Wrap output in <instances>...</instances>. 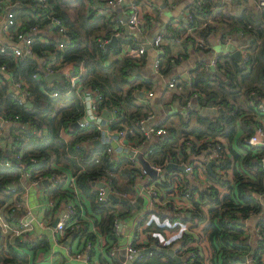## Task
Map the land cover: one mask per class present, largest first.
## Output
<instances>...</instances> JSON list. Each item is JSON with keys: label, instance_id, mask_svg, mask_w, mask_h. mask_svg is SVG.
I'll return each instance as SVG.
<instances>
[{"label": "trees", "instance_id": "obj_1", "mask_svg": "<svg viewBox=\"0 0 264 264\" xmlns=\"http://www.w3.org/2000/svg\"><path fill=\"white\" fill-rule=\"evenodd\" d=\"M105 1L110 0H0V8L12 3L5 11L6 26L14 36L18 32H29L34 25L38 26L30 45L34 57L17 59L9 49L0 50V63L5 64L10 73V77L0 75V116H18L15 120L17 125L14 123L9 127V133L14 137L9 153L1 148L0 140V158L11 161L10 166L0 165V208L19 190L17 186L10 188L9 184L19 181L21 170L28 171L29 181L42 180L55 172L59 177L58 183L39 188L49 203L48 211L59 210L63 199L76 203V216L80 207L82 208L80 226L76 232L71 233L79 239L84 238V245L86 242L91 244L89 255L95 252L94 245L99 241L97 237L101 238L100 244L109 254L110 247L119 238V232L114 229L115 219L127 221L138 212L137 208L128 204L115 203L110 198H99V192L92 181L106 175L111 180L112 189L126 192L128 197L134 196V185L138 176L143 175V167L132 164L128 157L110 161L102 153V145L95 142L98 135L96 126L91 122L82 126L76 124L83 111L76 93L50 95L49 90H53L55 85L49 87L44 76L46 63L59 70L72 64L71 73L78 72V67L82 64L80 82L102 94L97 104L98 110H117L109 121V128L122 129L128 139L140 141L143 138L135 121L153 110L148 102L138 101L135 89L152 87V77L135 70L138 63L144 60L143 56H118L121 43L126 40L135 47L131 38L120 40L116 47H101L100 39L110 36L114 24L102 13L103 9H109V2ZM187 7L195 14L197 27L193 30L194 35L207 43L214 35L220 39H236L247 48L248 58L243 60L232 55H220L216 63L217 73L196 66L189 85L186 80H178L167 93L170 100L179 99L181 103H185L189 95L197 92L194 103L199 106L211 104L217 107V111L211 115L202 114L195 107L190 109L185 118L168 122V132L148 142L150 151L146 148L145 159L146 162L159 163L164 159H186L192 151L199 153L201 149H205L209 138L224 137L230 150L225 144L221 149L223 157L219 166L225 170L226 181L220 185L229 191L220 197L218 188L213 187L210 194L197 189L201 198L210 196L212 204L208 209L209 217L202 228L211 252L210 260L212 264H242L243 255L248 254L253 258L254 264H259L264 254V234L248 239L238 220L245 219L248 211L254 210L252 216L256 223L264 226V206L251 193L253 190L264 191V174L258 163L259 148L244 141L253 125L261 124L264 127V110L249 103L253 101L257 105L264 99V6L259 7L251 2L240 12L234 13L221 0H200L199 3L195 0ZM207 14H212L211 20L202 24ZM51 15L58 17L67 27L69 38L62 48H57L60 37H56V30L50 26ZM145 15V27L151 28L153 23L148 20L151 13L146 12ZM156 19H160L159 15H156ZM176 30H184V25ZM169 33L170 27L163 31L165 37L172 39V34ZM194 35H188L192 43ZM41 36L46 40H42ZM173 44L167 45L161 58L159 71L162 74L169 72L172 65L170 46ZM188 46L189 44H184L182 53ZM13 80L23 81L27 86L31 95L30 106H25L14 97V92L9 89ZM66 81L67 76L63 74L61 82ZM57 86L61 87L62 84ZM163 98L161 95L158 99ZM191 119L195 120L194 124H190ZM238 127L242 132L236 137V143L243 149L241 153L231 146ZM39 130L42 131L41 134ZM187 141L191 143L189 148ZM228 150L230 154H226ZM16 153H20L18 159L14 156ZM198 160L196 157V161ZM18 161L25 162V167L19 168ZM193 165L197 167L196 162ZM70 174L75 176L79 198L74 195L69 184ZM174 174L170 176L171 182L160 181L167 195L181 193V182L172 179ZM137 200L140 202L142 197ZM172 204L173 201L170 200L168 206ZM193 204L197 206V201H193ZM155 214L159 222L150 220L146 223V219L142 218L137 226L143 225L145 230L167 236L177 229V222L194 221L195 216H200V213H193L192 210L191 215L175 211H170L168 216L156 211ZM165 220L175 224L165 225ZM136 234L139 237V232ZM147 237L152 242L162 244L159 243L158 236L148 234ZM178 239L182 240L185 247L181 251H192L194 254L190 264H204L202 249L193 244L197 239L193 233H182L173 242ZM49 247L46 237L29 240L16 238L13 243H9L0 231V264H31V260H45ZM100 261L103 264H117L113 256L111 262L103 256ZM133 264H175V261L170 256L152 250L151 253L136 257Z\"/></svg>", "mask_w": 264, "mask_h": 264}, {"label": "built area", "instance_id": "obj_2", "mask_svg": "<svg viewBox=\"0 0 264 264\" xmlns=\"http://www.w3.org/2000/svg\"><path fill=\"white\" fill-rule=\"evenodd\" d=\"M44 1V0H42ZM124 0H110L108 3L109 10L103 11L102 13L105 14L108 19H110L111 22H114L110 36L107 38L100 39V45L104 48V44L110 40L111 36H117L118 42L120 40H126L129 39L132 35H135L136 33H141L144 31L145 25L147 23L146 21V12H150L151 15L148 16L149 22L152 24L159 22L160 20L156 19V15H161L163 7H170L172 8L174 6V0H125V3L123 6L125 7L126 11V17L125 19L122 18L121 15H118L116 13H113V9L116 10V6H118L120 3H122ZM200 0H198L199 3ZM246 6L249 2H255L257 6L263 7L264 6V0H243ZM224 4H231L234 2V0H221ZM12 5V3L5 4L4 9L8 6ZM122 6V5H121ZM212 14H207L204 16L202 24H206L211 20ZM183 17L185 18V21H179L178 18H174L171 21L170 24V33L172 34V39H169L168 37H165L163 35V31L157 32L153 37L151 41H148V39H144L140 46L132 49L128 48H122L120 47L118 56H128L132 55L134 57H139L141 55H144L147 50L146 44L149 42L151 45V48L155 52V57L153 59V67L159 72V67L161 63V58L166 52L167 44L164 43V39L167 38L168 41L176 44H181L184 40L187 41L186 43L189 45H192L199 49H208L209 44L204 41L199 36L194 35L193 30L197 27V23L194 21L195 14L190 9H186L183 12ZM187 23H190L189 25ZM179 24V25H178ZM184 25V30H176L180 28V25ZM178 25V27H177ZM50 26L56 30L54 33L56 37H60L59 42L57 43V48H62L65 46V44L68 42V32L67 27L60 21V19L54 15L50 16ZM6 34L5 39L0 38V50L4 51L6 49H9L12 55L17 59H22L24 56H28L31 54L33 56L31 51V42L33 41V34L38 30V26L34 25L31 27L29 32H18L15 36L12 32H10L5 24ZM52 32V31H51ZM169 33V34H170ZM194 35V42L188 38V35ZM42 40H46L45 37L41 36ZM225 42L228 44L229 42H232L231 37H226ZM125 42L121 43L124 44ZM235 49H239L241 52V56L239 59L246 60L248 58V50L245 48V46H238ZM234 50V49H233ZM233 50L228 49L226 51V54L224 55H232L231 52ZM180 56V53L174 54L170 57V61L174 62L177 57ZM34 57V56H33ZM220 55L216 54L211 57L209 64L207 65V69L211 70L213 67L216 68V63ZM45 62V61H43ZM72 64H67L64 67H62L60 70L56 68H52L50 63L45 64L46 73H54L57 71L62 72V74H66L67 81L61 82V79H53L50 83H47L49 87L55 85V88L53 90H49V94L52 96H58V95H68L70 92H75L77 97L82 103V116L77 119L76 124L79 126H82L84 124H87L89 122L93 123L97 130L98 135L95 138L96 141H100L99 145H102V153L105 154L108 159L111 160H118L120 157H128L129 160L132 162V164L136 166L141 165V160L146 162L145 159V153L146 148L150 151V148L148 147V142L156 137H162L167 132V126L164 123H161L160 121H157L156 114L154 111L148 112L143 117L138 118L135 121L136 126L138 129L142 132L143 138L140 141H137L135 139H128L125 135V132L122 129H110L109 128V121L113 118L115 113L117 112L116 109L110 110L111 112V118L107 119L103 117L102 111L100 112L97 108V104L99 100L102 98V94L97 89H89L88 87L84 86L79 79V75L83 69V66L78 67V72L71 73L70 68ZM162 74V73H161ZM0 75H4L5 77H10V73L7 70L5 64L0 63ZM63 76V75H62ZM191 77L189 76L188 81L191 83ZM61 83L62 86L58 87L57 85ZM176 84V81L174 78L169 80L167 82V86L169 88H173ZM12 92H14V97L21 103H24L26 106V103L31 99V95L27 89V86L24 84L23 81L20 80H13L12 85H10L9 88ZM143 89H135V92H137V95L142 93ZM147 96H152V91H147ZM197 92L192 93L189 95L185 100V106L186 108H190L191 105L194 103V97L196 96ZM142 102H148V99L142 97ZM31 103V102H30ZM251 105L256 106V108H259L261 110H264V99L261 100L257 105L253 101L249 102ZM188 112L186 113V115ZM18 118L17 115H15L14 118L3 117L0 116V140H1V148L10 149L11 151V144H12V137L9 141V147H5V140L3 136V129L9 124H14L15 120ZM81 118H84V121L81 122ZM39 133L41 134L42 131L39 130ZM66 139V136H64ZM183 139V138H182ZM244 141L246 144L254 147L259 148V156H258V163L261 169L263 170L264 174V127L261 124L253 125L252 131L249 133L248 136L244 138ZM186 144L191 146L190 142H186ZM224 143L220 140V137H217L216 139L209 138L207 140V146L205 149H201L200 153H203V157L200 158L198 161H196V151H192L191 154L186 158H178L177 160H172L176 164H181L184 167V170H180L177 167H173L174 169L171 171L166 169V164L168 163V159H164L161 163L159 162H147L148 166L153 170L154 176H151L148 174L144 169L142 171L143 175H139L137 178V181L134 185L135 193L134 196L128 197L126 192L119 191L117 189L111 188V180L106 175L99 177L98 179H95L92 181V184L95 186V188L99 192V198H108L105 194V189L108 188L109 192L114 194L115 196L119 198H125L131 202L136 201L137 205L141 204L143 207H145L146 211L145 214L146 217V223L147 221L154 220L156 223L159 222L158 216L155 214L156 212H160L164 214L165 216H168L167 214L170 213V211H175L177 213H187L190 214V211L192 210L193 213H200V216H195L194 221H188V222H177L178 227L175 231L171 232L167 236L159 233L154 232L150 230H145V226H136L135 228L136 233L138 234L132 235L127 234L126 242L121 245L113 244L110 248L109 253L111 255L117 254L121 247L124 249V257L122 258V261L120 264H125L126 260L130 259L133 256L134 252H137L140 249H143L145 247L151 246V245H158L161 247H171L175 246L177 249V253L179 255L187 257V264H190V261L194 259V254L192 251H181L182 249H185V247L182 244V240L178 239L177 242H173V240L177 237H179L182 233H188L191 232L194 234V236L197 238L193 244L198 245L202 249L203 253V245L205 234L202 230L203 225L206 223L207 218L209 217L208 209L212 205L210 204V196H205L201 198L200 193L195 188L194 184L192 183V179H196L200 185H202L201 190H204L208 192V194L211 193L212 188H218L220 197L229 191L228 188L222 187L220 184L224 183L226 181V175L225 170L221 168L220 160L223 157L221 154V149L223 147ZM21 153V152H20ZM20 153H16L14 156L18 159L20 156ZM227 154V153H226ZM35 160V159H32ZM197 163V167H194V162ZM211 160H214V163L212 165L213 168V174H211L207 168V163ZM36 161V160H35ZM19 168L25 167V162L18 161ZM0 165L3 166H10L11 161L6 158H0ZM174 172L181 173L184 172L188 178L180 177L179 182H181V193L180 197L184 200L178 202L177 200L173 202L172 206H168V202L172 200L167 196V194L163 191L164 188H162L160 181L166 180L168 181L170 179L169 174ZM21 177L19 181L16 184H13L10 188H15L16 186L19 188L18 191H15L12 195V197L8 200V202L0 208V231L3 234V237L6 242L13 243L16 238L21 239L23 234L33 228V225L37 222L43 227L48 230H51L52 233V239L53 243L52 245L55 246L56 244L60 243L62 240H66L69 236H74L71 232H76L80 226V218L79 216H83L82 208L80 207V212L78 216L77 214V207L76 203L70 200L63 199L61 201V208L57 210V215L55 218L57 219V222L55 225L52 224L53 220L51 221H43L42 219H34L33 215L31 214V207H28L25 212L18 217L17 220L13 218L14 211L12 207V203L15 202L17 199L21 198V196L27 195V189L31 186H36L39 184H42L43 181L46 182V184H49L50 186H54L58 183L59 177L55 172H51L49 175H47L42 180H28L29 173L26 170H21ZM215 178V179H213ZM22 180H27V184L25 185H19L21 184ZM69 184L71 185V189L73 190L74 195L79 198V190L75 185V176L70 174L68 176ZM100 182L103 184L102 186L97 185V183ZM46 184H42L46 185ZM252 194L256 195L259 199V202L262 206H264V191H251ZM179 196V195H178ZM139 197H142V200L139 202L137 199ZM77 200V199H76ZM193 201H197V206H193ZM215 205V204H213ZM53 211V210H50ZM248 215L245 217V219H239L238 222L242 223L243 229H244V235L248 239H253L255 236L264 234V226L258 225L256 223V219L254 216V210H249ZM191 215V214H190ZM252 216V217H251ZM54 218V219H55ZM138 219V218H137ZM136 220V218H134ZM139 220V219H138ZM145 223V224H146ZM124 225V221L120 219H115L114 221V229L116 231H120L121 226ZM163 224L168 226H173L175 223H170L168 220H165ZM196 228L197 233L193 231V228ZM69 231V233H68ZM148 234H152L154 236H158L159 243L157 244L155 242H152L148 239ZM134 238H136L134 240ZM204 239V240H203ZM167 244V245H165ZM91 248L90 243H83L82 249H87L89 252V249ZM181 251V252H180ZM149 251L148 253H151ZM88 254V253H87ZM142 255V254H141ZM89 256V254H88ZM140 256V255H138ZM137 256V257H138ZM71 257L74 259H82V253L77 252L76 254L71 255ZM136 258V257H135ZM253 258H251L248 254H244L242 257V264H253ZM259 264H264V254L261 256V259L259 261Z\"/></svg>", "mask_w": 264, "mask_h": 264}, {"label": "crops", "instance_id": "obj_3", "mask_svg": "<svg viewBox=\"0 0 264 264\" xmlns=\"http://www.w3.org/2000/svg\"><path fill=\"white\" fill-rule=\"evenodd\" d=\"M175 1V0H174ZM185 3V7L175 16L172 17H165L164 16V8L162 9L161 15H159V22H156L152 25L151 28L145 27L144 31L141 33H136L135 35H132L131 41L132 43L135 45L132 46L130 44V41L126 40V42L124 44H121L120 47H124V48H128V49H132V48H136V46H140V44L142 43V41L144 39H148V35L151 34L152 32H156L157 30L161 29V24H165V28L170 27L171 21L174 18H178L179 21H183V12L188 9V5H190L191 3H194L195 0H183ZM244 1H238V0H234L233 3L231 4H226V8L229 9L231 12L234 13H238L240 12L244 7ZM251 3V2H249ZM119 6H116V10L113 9V13H116L118 15H121L123 19H125L126 17V11H125V7L122 5L118 8ZM109 10V9H107ZM107 10H102V11H107ZM7 21V13L5 11L4 8H0V38L5 39V34H6V29H5V24ZM179 25V24H178ZM177 25V27H178ZM182 27V24L180 25V28ZM154 30V31H152ZM129 38V39H130ZM222 40L225 42V39H220L219 36L214 35L212 37H210L209 40V47L208 49H199L196 48L192 45H189L187 48H185V51L182 53V48L184 47V44L186 43V41L184 40L181 44H176L174 43L173 45L170 46L171 49V53L172 55L174 54H179L180 56L176 58V60L174 62H172V65L170 67L169 72H167L166 74H161L159 73L154 67H153V59L155 57V52L152 48H147L146 53L144 55H141L140 57L143 56L144 60H142V63L139 62L138 67L137 68V72H139L142 75L145 76H151L152 77V81H153V86L148 88V87H144L142 88L143 90V95L138 94V101L142 102L141 98L144 97L146 99H148V103L151 105L152 110L155 112L156 114V118L157 121L164 123L165 120L167 119V122H165L164 124H169L168 122H177L180 119L185 118L187 115L183 116L182 115V111L179 110L178 112L172 113V112H168L166 109L167 103L168 102H173L175 104H182L183 106H185V103H181V101L179 99H175V100H170L169 99V95H167L168 92L171 91V88H169L167 86V82L169 80H171L172 78L175 79V81L177 82L180 79L186 80L187 85H189V81L188 78L190 75H193V69L196 66L199 67H203L206 70L207 69V65L210 62V59L212 56L218 54V55H224L226 54V51L229 49L228 47L224 50V51H217L214 49V47L211 45V40ZM232 42L235 43L237 48L239 45L243 46L242 43H240L238 40L236 39H232ZM164 43H166L167 45L172 43L170 41H168L167 38L164 39ZM171 55V56H172ZM210 72H214V69L212 68L211 70H209ZM184 75H186V77H184ZM176 85V84H175ZM151 90L152 91V96H147V91ZM186 92V90H184ZM163 95L164 98L162 100H159L158 98ZM183 99V98H182ZM198 105L195 102V107H197ZM212 106V105H211ZM210 106V107H211ZM209 107V106H208ZM217 108V107H216ZM200 112V111H199ZM202 113V112H200ZM204 114V113H202ZM211 115L213 113H208V115ZM215 114V113H214ZM195 120L191 119L190 120V124H194ZM12 124H9V126H5L3 129V136H4V142H5V147H9V141L12 138V135L9 133V127ZM15 125H17V123L15 122ZM242 132V129L240 127H238V130L231 142V146L237 151V152H243V149L240 147V145H238L236 143V137L240 136ZM220 140L228 147V141L224 138V137H220ZM100 144V143H99ZM229 149V147H228ZM230 150V149H229ZM229 150L227 151V154H230ZM197 158H202L203 157V153H197L196 154ZM174 168H171L170 170L172 171ZM169 170V171H170ZM213 170V168H212ZM174 172L170 173V175H172ZM185 177L188 178L186 176V174L184 172L181 173H176L174 174V178L172 179H178L180 177ZM169 181L171 182V180L169 179ZM192 183L194 184L195 188H201L202 185H200V183L196 180V179H192ZM27 184V180H22L21 184L19 185H25ZM40 186L38 185H34L31 186L27 189V195L25 196H21V198L17 199L15 202L12 203V207H13V211H14V216L13 218L15 220H17L18 218H15L17 215L15 214H19L20 212H25V210L28 207H31V214L33 215L34 219H42L43 221H51L54 220V218L57 215V210L54 211H48V205L49 203L47 202V200L44 198L42 191L39 189ZM169 198L172 199V201H182V203L184 202V200L182 199V197H180V195L178 196L177 194H171V195H167ZM42 198V199H41ZM134 208L138 209V212L129 220L124 221V225L121 226V230L119 231V238L117 240V242H115L114 244L117 245H121L124 244L126 242V238H127V234H132L135 235L136 230H135V226L138 223V219H142L145 218V216L147 214H145V207H143L142 203L139 205H135ZM134 218H136V220H134ZM138 218V219H137ZM51 219V220H49ZM140 226V225H139ZM142 226V225H141ZM193 231L195 233H197L196 228H193ZM42 238V237H46V239L49 241L50 247L47 250L46 254H45V260H31L32 263L34 264V262L39 261L36 264H103V262L100 261V257L103 256L108 262H111V257L113 256L116 261L117 264H120V262L122 261V255H121V250H119V252L117 254H114L111 256V254L107 253L105 247L103 245L100 244L101 238L97 237L99 241H97V244L94 245V250L95 252L93 254H89L87 249H82L83 246V241L84 238L80 239L76 236H69L65 241L62 240L60 241V243L56 244L55 246L52 245L53 243V239H52V233L51 230H48L46 228H43L39 222L35 223L33 225V228L27 232H25L22 236L21 239L19 240H29V238ZM206 239V238H205ZM204 240V239H203ZM204 243H207L208 246V242L207 240H204ZM111 248V247H110ZM40 250H42L40 248ZM30 253V255H32L31 251H28ZM77 252H81L82 253V259H76V258H72L71 255L76 254ZM88 253V254H87ZM35 254H38V252H36ZM205 257V254H204ZM204 264H212V260H210V258L204 259ZM254 264V263H253Z\"/></svg>", "mask_w": 264, "mask_h": 264}, {"label": "water", "instance_id": "obj_4", "mask_svg": "<svg viewBox=\"0 0 264 264\" xmlns=\"http://www.w3.org/2000/svg\"><path fill=\"white\" fill-rule=\"evenodd\" d=\"M125 3V0L122 1V3H120L118 6L120 7L121 5H123ZM118 7V8H119ZM183 21H185V18L183 17ZM164 28H165V24H161V29L157 30L156 32H152L151 34L148 35V41H151L152 40V37L157 33V32H160V31H164ZM249 40V39H248ZM117 43H118V37L117 36H114L112 35L110 40L107 41L105 44H104V48H107V47H116L117 46ZM147 48H151V45L150 43L148 42L146 44ZM232 56H234L236 59H239L240 56H241V52L239 51V49H234L232 52H231ZM28 56H31V54H29ZM135 70H137V68H135ZM62 72L60 71H57V72H54V73H46L45 76H44V79L47 83H50L53 79H60L62 77ZM184 77H186V75H184ZM140 95H143L142 93H140ZM31 103L28 101L26 103V106H30ZM209 107L211 106V104L208 105ZM195 108V103H193L191 105L190 108H186L184 111H182V115L185 116L187 112L190 111V109H193ZM102 115L103 117L107 118V119H110L111 118V112L110 110L108 109H104L102 110ZM81 122L84 121V118H81L80 120ZM96 143H100V141H96ZM7 152L9 153L10 152V149H7ZM141 165L143 167V169L148 173L150 174L151 176H154V173H153V170L148 166L147 162L141 160ZM214 163V160H211L207 163V168L209 170V172L211 174H213V170H212V165ZM173 167H177L179 168L180 170H184V167L181 165V164H176L175 162H173L172 160L168 161V163L166 164V169L167 170H170L171 168ZM42 184H46L45 181H43ZM42 184H39V186H41ZM97 185L99 186H102L103 184H101L100 182L97 183ZM9 186H13V183H10ZM105 192H106V196L108 198H110L113 202L115 203H125V204H128L129 206H131L132 208L135 207V205H137V202L134 201V202H131L125 198H119L117 196H115L114 194L110 193L108 188L105 189ZM57 219L58 218H55L52 222L53 225L56 224L57 222ZM121 226V224H120ZM151 250H157L167 256H170L174 261H175V264H187L188 260H187V257L185 256H182V255H179L177 253V249L175 246H171V247H161V246H158V245H151V246H148V247H145L143 249H140L138 250L137 252H134L133 253V256L126 260V263L125 264H133V260L135 259V257H137L138 255H141V254H146L148 253L149 251Z\"/></svg>", "mask_w": 264, "mask_h": 264}, {"label": "rangeland", "instance_id": "obj_5", "mask_svg": "<svg viewBox=\"0 0 264 264\" xmlns=\"http://www.w3.org/2000/svg\"><path fill=\"white\" fill-rule=\"evenodd\" d=\"M105 2H109V1H105ZM185 7V3L183 0H175L174 1V6L172 8L170 7H165L164 8V16L169 18V17H172V16H175L177 15L183 8ZM103 12V11H102ZM154 31V30H152ZM211 45L214 47L215 50L217 51H224L227 47L230 49V50H233L235 49L236 45L234 42H229L228 44L222 40H211ZM214 71L217 73L218 71H216V68L213 67ZM166 109L168 112H172V113H175V112H178L179 110L181 111H184L186 109V106H183L182 104H175L173 102H168L167 103V106H166ZM197 110H199L200 112L204 113V114H208V113H216L217 111V108L216 106H211V107H208V106H197L196 108ZM42 199V198H41ZM24 212H20L19 214H15L17 215L15 218H18L20 217ZM121 255L122 257H124V249L121 247ZM203 253L205 254V257L204 259H209L210 256H211V252H210V249L207 247V243H204L203 245Z\"/></svg>", "mask_w": 264, "mask_h": 264}]
</instances>
